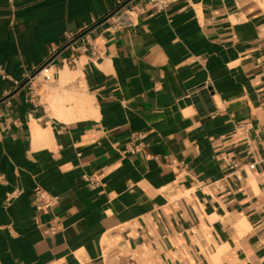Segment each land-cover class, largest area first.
<instances>
[{"label":"crops","instance_id":"obj_1","mask_svg":"<svg viewBox=\"0 0 264 264\" xmlns=\"http://www.w3.org/2000/svg\"><path fill=\"white\" fill-rule=\"evenodd\" d=\"M116 1L15 0L12 27L0 0V264H264V0H180L96 26L95 54L24 82ZM66 66L82 77L62 88ZM207 87L204 113L186 100ZM56 90L97 114L61 121ZM39 187L55 198L42 210Z\"/></svg>","mask_w":264,"mask_h":264},{"label":"built area","instance_id":"obj_2","mask_svg":"<svg viewBox=\"0 0 264 264\" xmlns=\"http://www.w3.org/2000/svg\"><path fill=\"white\" fill-rule=\"evenodd\" d=\"M9 4L13 14L10 21V25L15 27L14 11L15 0H6ZM180 0H117L116 4L111 12L100 19L94 20L90 26H85L78 30L68 34L67 40L58 47L51 48L48 56L45 58L43 64L40 66H34L32 70L25 75L24 82L30 84L32 87L34 82L52 83L56 78L58 64L60 63L63 67L76 66L78 64L79 56L81 54L88 53L91 51L93 54L96 53V44L93 39V32L96 26H106V30L118 31L121 28L132 26L137 16L145 11L152 10L156 12H164L172 4ZM20 85L21 82H16ZM32 90V89H31ZM12 93L7 94L2 103L6 105L12 104ZM146 133L134 132L131 134L130 141L126 145L125 152L132 154L139 153L145 148ZM233 167H238L239 162L236 160L231 161ZM171 165L180 168L184 165L183 161L177 159L171 160ZM255 163L250 164L251 168H254ZM85 180L90 184L97 185L98 180L95 175L84 176ZM18 192H13L8 195L9 198H13ZM55 198L51 196L46 190L42 188L36 189L35 203L39 210H42L51 205Z\"/></svg>","mask_w":264,"mask_h":264},{"label":"bare ground","instance_id":"obj_3","mask_svg":"<svg viewBox=\"0 0 264 264\" xmlns=\"http://www.w3.org/2000/svg\"><path fill=\"white\" fill-rule=\"evenodd\" d=\"M78 76L82 77L80 71H72L66 66L61 70L60 79L62 88ZM60 90L54 91L53 94L47 98L53 116H56L61 121L72 122L76 119L88 118L97 114L90 96L85 95L82 92H77L76 95H71L72 93L70 94L65 91L60 92ZM72 102L75 103V107L67 106V104Z\"/></svg>","mask_w":264,"mask_h":264},{"label":"water","instance_id":"obj_4","mask_svg":"<svg viewBox=\"0 0 264 264\" xmlns=\"http://www.w3.org/2000/svg\"><path fill=\"white\" fill-rule=\"evenodd\" d=\"M214 95V91L211 87H207L205 89H200L197 91H193L190 95V98L186 100V102H193L194 105L202 112H206L207 110L214 112L215 106L212 100V96ZM181 105H184L181 103ZM207 109V110H206Z\"/></svg>","mask_w":264,"mask_h":264}]
</instances>
